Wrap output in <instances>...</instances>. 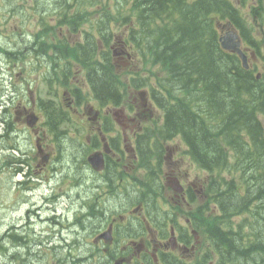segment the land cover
I'll return each mask as SVG.
<instances>
[{"label": "trees", "instance_id": "obj_1", "mask_svg": "<svg viewBox=\"0 0 264 264\" xmlns=\"http://www.w3.org/2000/svg\"><path fill=\"white\" fill-rule=\"evenodd\" d=\"M6 1L11 19L41 26L33 31L36 37H52L53 51L62 50L63 60L82 67L100 105L117 103L132 87L154 86L162 123L145 129L136 142V170L143 171L135 178L142 188L137 199L155 197L160 184L161 154L153 169V155L142 153L158 152L160 144L179 138L187 146L184 154L208 177L210 215H202L199 229L210 250L197 264H264V75L257 80L235 54L220 48L212 19L229 18L239 27L238 11L223 0ZM53 18L63 25V37L55 35ZM116 36L139 56L142 73H117L110 49ZM39 109L51 129L69 119L53 103H39ZM4 113L0 126L11 141L13 115ZM21 240L11 236L10 245H0V257L21 258L10 248L18 241L25 245ZM78 249L87 255L86 245Z\"/></svg>", "mask_w": 264, "mask_h": 264}, {"label": "flooded vegetation", "instance_id": "obj_2", "mask_svg": "<svg viewBox=\"0 0 264 264\" xmlns=\"http://www.w3.org/2000/svg\"><path fill=\"white\" fill-rule=\"evenodd\" d=\"M241 6L246 8L245 0H242ZM249 7H251L250 4ZM253 13H255L252 16L253 26L257 27L259 25L258 21L264 22V12L262 14L260 8L254 9L253 6ZM34 27L38 28L39 26L34 25ZM59 29L62 30L63 25ZM226 31L220 29L219 33L224 34ZM19 34L21 35V33ZM241 36L243 37L244 34ZM242 37L240 38L243 41ZM22 38L24 39L22 42L15 41L14 47L9 48L13 52L0 49V53L5 54L9 60H16L17 62L24 58H30V60L25 61V66L30 67L32 61H34V64L37 62L46 84H49L51 80L57 81L60 78L63 85V51H53L45 43L38 45L37 42L45 39V36L37 38L35 33H29ZM19 43L23 46H18ZM255 47H252L251 52L249 50L251 48L245 47V51L248 55L251 53L252 59L255 60V63L252 64L253 69L250 65L251 69L259 72L260 63L262 62L258 57L260 56L258 48L256 49L258 56L254 54ZM52 52H55V54L53 55ZM123 54L127 55V62H123L126 65L131 62V56L125 50H123ZM15 67V63L11 65L9 74L14 73ZM29 69L27 68V71ZM24 71H26V68ZM13 81L12 79L7 92L10 97L18 98L15 94ZM34 83L35 79L31 82V86L29 85L27 91L28 107L21 106V104L16 106L18 109L15 110V135L18 134L15 129L17 121L23 118L25 120L26 115L31 112L37 114L40 121L41 114L37 112L39 103L50 102V99H39L34 95ZM138 92V90L131 91L129 94L131 101L128 104L126 101H122L119 102L117 107H114L113 104L112 107L106 105L103 108L93 106L86 109L80 117V123L85 122L81 126L87 137L86 149L84 151L78 150V154L82 158H86L89 154L101 152L104 158V169L101 172L92 170L85 161V167L87 166V169L97 178L90 187L99 190V197L103 194L118 201H115L114 207L106 206L107 208L102 209L99 216H92L95 225H91V227H95V229L89 233L92 235L91 241L87 240L88 233L84 235L86 231L82 226V216L75 219L72 225L75 228L74 233L76 232L75 242L77 245H82L84 242L92 244L93 250L89 256L91 264H194L201 254L199 246L202 237L197 231L195 218L188 211L193 200H188L191 193L197 192L196 190L202 191V186L188 179L187 171L181 169L180 163L183 160L175 150H172L168 160L166 159V175L168 181L180 184L182 192L178 193L173 187L168 189L171 195L165 191L162 192L166 208L162 206H152L148 210L140 206L134 208L135 206H132L131 202L126 201L128 196L131 195L130 171L135 166L134 155L137 153L135 145L137 146L138 137L144 130V128H141V124L152 116L146 97L144 98V94ZM61 94L63 98L66 95L69 96V99L74 102H79L81 99L78 89L69 92L62 91ZM71 94H73L74 99H72ZM90 113L92 117L84 118L85 114L89 115ZM127 132L131 133V136H128ZM36 147L40 155H43V149L47 148L39 137L36 139ZM10 153H13V151ZM50 160L51 158L48 162ZM82 162L84 163V161ZM14 163V161H11V164L8 165ZM26 165L29 166V162ZM80 166H78V171L80 170L82 175L84 165ZM114 166H118L117 169H119L118 173L120 175L125 172V175H129V177L122 178L120 176L116 182ZM67 170V165L63 164V171L66 172ZM84 177L83 175L82 178L84 179ZM98 199L97 202L100 204ZM159 200L162 203L161 199ZM104 201L102 200V202Z\"/></svg>", "mask_w": 264, "mask_h": 264}, {"label": "rangeland", "instance_id": "obj_3", "mask_svg": "<svg viewBox=\"0 0 264 264\" xmlns=\"http://www.w3.org/2000/svg\"><path fill=\"white\" fill-rule=\"evenodd\" d=\"M3 4L0 5V47H3L6 51L9 50L10 47H14V41L18 39L16 42H22L24 39L20 34H17L14 36V33L17 30L20 29H25V31H29V33H34L33 31H37L38 28H35L34 25H30V27H27L25 25H22L21 20L17 19V16H14L12 19L10 18L9 14L7 13V9L4 6L5 3H7L6 0H3ZM229 2L235 10H239L241 7L242 0H226ZM254 0H249V2H252ZM16 3V2H15ZM189 5V4H188ZM96 9L93 8L91 9L92 12H94ZM99 9V7H98ZM91 17H96L95 14ZM51 24L56 22L57 20L55 18L51 19ZM250 23L252 22V18L249 20ZM262 26V27H261ZM251 37H254L257 40H259V48H258V54L261 56L264 55V23L262 22L259 24ZM18 46L22 47L23 44H18ZM249 49L250 52L252 51V47ZM256 48L254 50V54L256 55ZM130 54H132V62L128 63L126 65H120L119 61H117V65H119L120 69L118 71L119 75L121 76L123 73L127 71H138V73H142V62L140 61L141 59L137 54H135L132 51H128ZM135 54V56H134ZM27 56V55H26ZM249 62L252 64L255 63L254 58L252 59L251 53H249ZM5 56V54L0 53V71L6 72L8 74L6 77V81L8 80H14L15 84L18 85V89L16 90L15 94L17 97L13 98L10 102L13 103L10 108V111H14L18 109V104H23L21 106H27L28 107V87L31 86V82L35 79V83L33 84L34 88V95H36L39 99H52V100H57L56 95L50 90L49 84H46L43 80V77L41 76V68L38 66V63L34 61L31 62L30 67L25 66L26 63L25 61L30 60V58H24L21 61H16V60H9ZM16 64V67L14 69V75L12 78V73H10V68L11 65ZM260 63V61H259ZM260 68L259 71H261V74H264V63H260ZM128 67L129 68L128 70ZM26 68V71H24ZM27 68H30L27 71ZM75 66H72V69L75 71L76 68ZM6 69V70H5ZM11 77V78H10ZM73 81H77L79 83L81 77L76 76L75 78L71 77ZM71 82L70 85L68 86V89H72L73 87H78V84L75 82ZM38 82V83H37ZM37 84V86H36ZM30 85V86H29ZM1 86V85H0ZM4 88H7L3 86ZM81 87V86H79ZM9 89V88H7ZM67 87H63L59 90V93L63 91L68 90ZM6 91L2 92L0 94V115L3 113V109L6 106L7 97L8 94H6ZM85 92V102L83 107L86 106L89 107L90 105L96 106L93 96L86 90L84 89ZM60 97V96H59ZM134 97V96H133ZM67 95L62 98H59V101H62V103H65ZM57 102V101H56ZM147 102V99H146ZM148 104V102H147ZM83 107H77L76 110L78 112L76 113L75 116L70 118L69 123L66 122L63 126V121L60 123L55 124L56 129H51L48 125H51L50 123H47L44 114L40 115V122L36 127L37 132H40V138L41 141L45 143L47 148H44L43 155L45 154H50L51 161L48 163H44L43 165L42 162V156H40L37 151L36 147L34 145L35 141H32L31 134H33V131L27 128H24V121L19 120L16 123V131L18 132L17 135H12L11 142L7 141L4 135V131L2 126H0V135H3V137H0V245L4 247L5 242H7V245H10L11 238L10 236L14 233L13 231H9L8 228H13L16 229V232L19 236H23L25 233V227L23 226L24 222L21 218L20 210L23 209L24 204H20V202L23 200V194H24V189L26 187H29L28 192L33 194V200L35 202L37 201L38 204L42 201L41 194L46 193L49 191V189L46 188L45 185H43V182L46 180L52 181V184H54L56 187L63 182L59 189V192H63V194L67 191H71L72 193L79 194V203H81L82 200H87L88 198H93L92 193H83L80 190V187L78 185L84 184L83 181L78 182L76 185L74 181L78 180L77 174L78 172H81L80 170L75 173L77 166H80L82 164V157L81 155L78 154V150H85V142H86V133H84V130L81 127H78L77 124H84L85 122L81 123H76V119H80L82 113L85 111ZM20 109V107H19ZM39 110H37L38 112ZM154 114L159 116V113L157 111H154ZM148 118L147 121L141 124V128L145 127H151L154 124L153 121V115ZM6 115V114H5ZM7 116V115H6ZM8 117V116H7ZM86 117H92V114L90 113L89 115L85 114L84 118ZM91 123V122H90ZM60 125V126H59ZM64 132V133H63ZM128 136H131V133L127 132ZM63 137L65 139L63 140ZM57 139V140H56ZM173 146H177L181 151L184 150L183 145L179 143V141L175 140L170 143L168 148H172ZM12 148L14 150V156L16 158H22V159H28L29 160V166H24L23 169L24 171L30 170L32 173V178L21 182L22 178L24 177L23 175H18L15 171L19 167L17 163H14L12 165H8L10 160L7 157V149ZM3 153V156H2ZM10 153V152H9ZM18 159H13L12 161H16ZM77 160V161H76ZM76 161V162H75ZM65 163L69 164L68 170L66 172L63 171V164L66 165ZM62 165V166H61ZM52 166L56 167L59 169L58 174H54L52 172ZM184 168H187L192 176L195 174L198 175L200 180L203 179L205 176V173L198 170L193 164H189L187 160L184 161L183 164ZM82 168V166H80ZM85 166L83 167V171ZM75 169V170H74ZM72 170H74L72 175ZM85 173V172H84ZM61 175V176H60ZM91 173H87L85 177V180H93L95 181L97 178L93 175L90 176ZM34 177H36V187L37 189L34 188ZM43 180V181H42ZM80 180V179H79ZM88 185V183H87ZM46 189V190H45ZM170 194V192H167ZM135 195L131 193V195L128 196V200L126 199L127 202H132L133 205L135 204ZM31 195L29 196V199H31ZM66 196H64V199ZM100 200H105L104 201V207H114L113 204L116 203L115 201H118L117 199H111L108 198L106 195H103L100 197ZM32 201V199H31ZM162 203L159 202V205L166 208V204L164 203V200H161ZM208 205V207L211 206L210 203H208V199L204 201ZM56 207L58 208L56 214H60L59 218H63L57 222V224L49 223V222H41L39 223H34L33 225H29L28 230L31 231V236L29 237L30 239H33L35 241V244L32 247L33 252L38 251L39 259L38 260H31L27 264H77L73 263V260H77L78 257L84 256L85 252H78V248L74 247L73 239H75V234L76 232H71L70 230H67L65 228L68 227L67 224H71L75 218V213L74 210L75 208H66L63 207V197L60 198L56 204ZM106 207V208H107ZM79 208V207H76ZM25 209V208H24ZM62 212V213H61ZM22 216L25 217V215L22 213ZM47 216L51 217L53 215L47 214ZM46 215L42 214L41 218H45ZM36 219V218H35ZM35 219H32L35 221ZM16 226V227H15ZM65 228H63V227ZM201 231V230H200ZM89 231H87L84 235H86ZM66 239L63 241V248H59L60 244V239L63 238ZM42 239H50L48 241H43L41 243H38V240ZM85 239V236L83 237ZM204 238V237H202ZM87 240L91 241L92 240V235L87 236ZM206 243H208V239H204ZM87 246L90 248L92 247L89 242L86 243ZM56 246V247H54ZM52 247L54 250H52ZM16 249V246H12L11 250ZM24 253V251H22ZM11 255H7L4 259L0 257V264H18L16 261H11ZM20 259L19 262H21Z\"/></svg>", "mask_w": 264, "mask_h": 264}, {"label": "water", "instance_id": "obj_4", "mask_svg": "<svg viewBox=\"0 0 264 264\" xmlns=\"http://www.w3.org/2000/svg\"><path fill=\"white\" fill-rule=\"evenodd\" d=\"M221 41V46L226 49V50H230V51H234L236 52L242 62L243 65L246 66V58L245 55L239 50L237 49L240 45V42L238 40V36L235 33H231L229 35H226L223 40L222 38L220 39ZM35 121V119H31V122L33 123ZM32 123H30L32 125ZM100 155L99 154H94L91 157L88 158L89 163L92 165V167L96 170H99L102 168L103 162L100 159Z\"/></svg>", "mask_w": 264, "mask_h": 264}]
</instances>
